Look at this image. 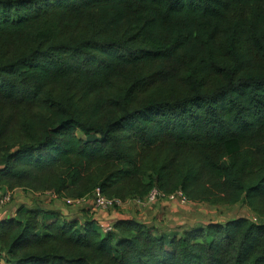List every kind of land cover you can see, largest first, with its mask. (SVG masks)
<instances>
[{
    "label": "trees",
    "instance_id": "1",
    "mask_svg": "<svg viewBox=\"0 0 264 264\" xmlns=\"http://www.w3.org/2000/svg\"><path fill=\"white\" fill-rule=\"evenodd\" d=\"M0 188L264 217V0H0ZM20 207L5 264H264V223L181 232Z\"/></svg>",
    "mask_w": 264,
    "mask_h": 264
},
{
    "label": "crops",
    "instance_id": "2",
    "mask_svg": "<svg viewBox=\"0 0 264 264\" xmlns=\"http://www.w3.org/2000/svg\"><path fill=\"white\" fill-rule=\"evenodd\" d=\"M6 191H8L6 188H0V195ZM12 194V202L4 208L0 207V221L15 217L17 210L20 207L25 206L31 209L53 211L60 214V216L65 219H77L81 222H84L86 219H91L94 220L100 228H102L103 224H114L119 220L134 219L147 225L155 224V227L161 228L163 232L168 233L164 227L166 224L160 221L164 219L165 215L172 212L179 214L181 210H179L178 208L180 207L176 205L178 202L173 203L164 200L161 204L150 203L142 205H137L135 201H130L121 209L108 212H96L87 207L70 206L63 200V198H55L50 192L35 193L16 189L12 191ZM134 205H137L138 211L134 209ZM188 214V212H181L179 216H182L184 220L189 221L191 219L188 217L185 218ZM156 219H158V223Z\"/></svg>",
    "mask_w": 264,
    "mask_h": 264
},
{
    "label": "rangeland",
    "instance_id": "3",
    "mask_svg": "<svg viewBox=\"0 0 264 264\" xmlns=\"http://www.w3.org/2000/svg\"><path fill=\"white\" fill-rule=\"evenodd\" d=\"M163 202L164 201H159L156 203L161 204ZM143 204H150V203L143 202ZM137 205H134V209L136 211H138ZM176 205L180 207L178 208L179 210L181 209L180 213L188 212L189 214L186 215L185 218L188 217L191 220L186 221L183 219L182 216H179L180 213L176 214L175 212L165 215L164 219L161 220L160 222L166 224L164 227L165 230L168 231V233L181 232L182 230L190 229L193 227H202V226L205 227L209 223H214V222L226 223L228 221L235 220L237 218H248L256 223H264V217L260 218L254 215L253 212L243 204H238L235 206H225V205L213 206L204 203L197 204L192 202V203H188L187 205H181L179 203H176ZM156 221L157 223L159 222L158 219H156Z\"/></svg>",
    "mask_w": 264,
    "mask_h": 264
},
{
    "label": "built area",
    "instance_id": "4",
    "mask_svg": "<svg viewBox=\"0 0 264 264\" xmlns=\"http://www.w3.org/2000/svg\"><path fill=\"white\" fill-rule=\"evenodd\" d=\"M52 195L55 198H60L57 195ZM13 200L12 191H6L4 194L0 195V206L5 207L9 205ZM63 200L70 206L74 207H87L90 208L92 211L96 212H108L112 210H117L123 208L127 202H123L117 198H107L104 196L99 189H97L91 196L82 198V199H67L63 198ZM168 200L170 202H178L181 205H187L188 203H192L189 201L186 196L183 195L182 192H177L175 194L166 196L157 189H154L150 192L145 203H156L159 201ZM130 202V201H128ZM137 204L142 205L143 202L136 200ZM102 230L104 233H108L113 231V223L103 224ZM0 264H5V261L2 257L0 252Z\"/></svg>",
    "mask_w": 264,
    "mask_h": 264
}]
</instances>
